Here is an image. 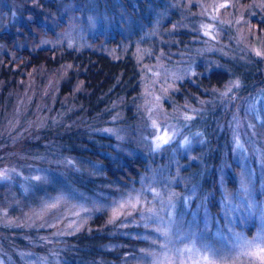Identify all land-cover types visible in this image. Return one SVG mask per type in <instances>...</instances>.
<instances>
[{
	"label": "rangeland",
	"instance_id": "1",
	"mask_svg": "<svg viewBox=\"0 0 264 264\" xmlns=\"http://www.w3.org/2000/svg\"><path fill=\"white\" fill-rule=\"evenodd\" d=\"M257 17L264 0H0V264L72 263L94 234L109 264H264V80L226 63L264 72ZM42 48L55 64L28 68ZM87 50L133 57L138 93L91 91L65 59ZM102 155L144 170L108 178Z\"/></svg>",
	"mask_w": 264,
	"mask_h": 264
},
{
	"label": "trees",
	"instance_id": "2",
	"mask_svg": "<svg viewBox=\"0 0 264 264\" xmlns=\"http://www.w3.org/2000/svg\"><path fill=\"white\" fill-rule=\"evenodd\" d=\"M253 22L259 25L260 29L264 26V20L257 17L253 19ZM33 29L37 30V36H42L44 34L53 35V31L50 29H44L45 27L39 24L37 21H32ZM263 25V26H262ZM2 39H10L11 37L7 32H4L0 35ZM10 42V41H9ZM24 58H28L27 67L31 68L32 66L39 65L41 63H45L49 66L55 64L52 57V50L50 48H42L37 50L36 53L30 52L28 49H24L21 51ZM65 59L67 60H75L81 61L82 65L86 67V73L83 75L86 79V84L91 87V91H105L121 94L122 92L127 91L129 95H133L138 93L140 86V78L139 71L137 69V65L133 57H125L124 59L113 60L109 58L107 54L95 52V51H86L82 54H77L76 52H69V54L65 55ZM233 61L226 60L229 68L245 82L247 85H260L264 80V72L262 67L257 62L251 61L250 64H233ZM228 78V74L225 71L221 70H213L209 73L208 76H204V82L216 85H222L226 82ZM102 93V92H101ZM101 93H96L95 100L90 104L91 109H95V111H101L105 105H107L110 101V93H108L105 97H100ZM91 113V112H90ZM93 114V113H91ZM205 125V124H204ZM203 125V126H204ZM208 122V126H210ZM207 126V127H208ZM212 134V133H211ZM101 137L106 138L104 135ZM62 140H65L63 137ZM84 143L92 144L91 141L87 138H84ZM99 159V158H96ZM100 161L102 162L103 168L105 169L108 178H119L123 181L136 179L140 171L144 170L145 160L140 156L134 157H126L123 165L117 166L113 163L110 158L103 156L100 157ZM98 218H101L98 217ZM97 221L100 222L101 219ZM109 238H113L110 236H106L105 234H94L91 237L81 238L78 242V245L75 249V260L72 263L65 264H75L76 262H86L88 260L99 261L98 258L103 256L104 260H108L107 264H109V260L112 259L113 254L106 252L105 250H101L98 248L100 245L102 246ZM105 256V257H104Z\"/></svg>",
	"mask_w": 264,
	"mask_h": 264
},
{
	"label": "snow or ice",
	"instance_id": "3",
	"mask_svg": "<svg viewBox=\"0 0 264 264\" xmlns=\"http://www.w3.org/2000/svg\"><path fill=\"white\" fill-rule=\"evenodd\" d=\"M260 251H261V253H264V249H261ZM261 259H262V261H264V255L261 256ZM209 264H210V262H209Z\"/></svg>",
	"mask_w": 264,
	"mask_h": 264
}]
</instances>
